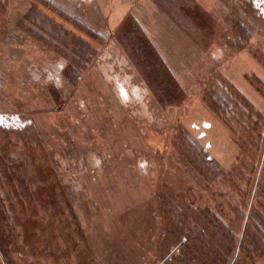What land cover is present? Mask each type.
Returning <instances> with one entry per match:
<instances>
[{
    "label": "rangeland",
    "instance_id": "374dc122",
    "mask_svg": "<svg viewBox=\"0 0 264 264\" xmlns=\"http://www.w3.org/2000/svg\"><path fill=\"white\" fill-rule=\"evenodd\" d=\"M59 1L0 0V264H264V103L228 84L264 68V0H154L155 49ZM200 92L232 167L197 145Z\"/></svg>",
    "mask_w": 264,
    "mask_h": 264
},
{
    "label": "crops",
    "instance_id": "0c3cea01",
    "mask_svg": "<svg viewBox=\"0 0 264 264\" xmlns=\"http://www.w3.org/2000/svg\"><path fill=\"white\" fill-rule=\"evenodd\" d=\"M58 5L66 13L69 11L78 13L76 8L80 7L89 10L88 16L85 17L84 21L80 19V22L104 37L109 36L117 26L119 27L122 23L131 20L139 26L152 47L154 49L158 48V41L161 38L157 35L159 20L152 16L153 11L158 9V4L154 0H60ZM92 9L93 11H91ZM146 10H150V15ZM95 12L99 13V16H96ZM97 17L102 19H97ZM75 21L78 23L77 18ZM220 46L217 48L222 51L223 47ZM222 56L223 54L219 53L215 56V59L211 57L210 59L218 62ZM239 59L242 62H238L236 65V73L232 76L230 82L228 81V84L231 90L244 97L247 103L256 109L261 103H264V68L249 53ZM105 61L106 67L109 63H105ZM170 63L174 65V61ZM204 67L209 66L206 63ZM125 86L114 83L113 92L122 103H127L128 98H130ZM199 97L201 100H198L197 104L201 108L199 107V112L191 114V117H193L191 120L193 121L190 124L191 130L196 133L197 145L201 149L204 147L202 152L214 150V157L217 158L216 161H219L222 167H232L239 156L238 145L230 139V135L232 136L233 133L216 111L208 106L207 101H202L201 92ZM188 134L190 133L188 132ZM210 158L207 155L206 159L209 160Z\"/></svg>",
    "mask_w": 264,
    "mask_h": 264
},
{
    "label": "trees",
    "instance_id": "16d2710c",
    "mask_svg": "<svg viewBox=\"0 0 264 264\" xmlns=\"http://www.w3.org/2000/svg\"><path fill=\"white\" fill-rule=\"evenodd\" d=\"M205 160H206V159H205ZM205 160H203L202 162H203V163L205 162L206 164H208V162H207V161H205ZM237 160H238V158H237ZM237 160H236V161H237ZM233 166H234V165H233Z\"/></svg>",
    "mask_w": 264,
    "mask_h": 264
}]
</instances>
